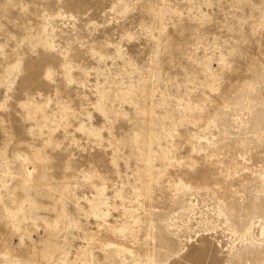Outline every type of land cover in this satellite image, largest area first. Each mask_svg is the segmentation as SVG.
I'll use <instances>...</instances> for the list:
<instances>
[{
    "label": "rangeland",
    "instance_id": "1",
    "mask_svg": "<svg viewBox=\"0 0 264 264\" xmlns=\"http://www.w3.org/2000/svg\"><path fill=\"white\" fill-rule=\"evenodd\" d=\"M0 264H264V0H0Z\"/></svg>",
    "mask_w": 264,
    "mask_h": 264
}]
</instances>
